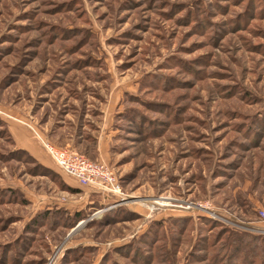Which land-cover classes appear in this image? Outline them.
<instances>
[{
    "label": "rangeland",
    "instance_id": "1",
    "mask_svg": "<svg viewBox=\"0 0 264 264\" xmlns=\"http://www.w3.org/2000/svg\"><path fill=\"white\" fill-rule=\"evenodd\" d=\"M263 247L264 0H0V264H264Z\"/></svg>",
    "mask_w": 264,
    "mask_h": 264
},
{
    "label": "built area",
    "instance_id": "2",
    "mask_svg": "<svg viewBox=\"0 0 264 264\" xmlns=\"http://www.w3.org/2000/svg\"><path fill=\"white\" fill-rule=\"evenodd\" d=\"M56 164L68 175L74 177L80 186L89 187L108 196L121 194V186L113 171L105 164L92 162L68 149H59L44 144Z\"/></svg>",
    "mask_w": 264,
    "mask_h": 264
},
{
    "label": "trees",
    "instance_id": "3",
    "mask_svg": "<svg viewBox=\"0 0 264 264\" xmlns=\"http://www.w3.org/2000/svg\"><path fill=\"white\" fill-rule=\"evenodd\" d=\"M34 159V158H33ZM63 187L64 188H66L67 190H69V191H73V192H75V191H78L77 189H75V188H72V187H69V186H66L65 184H63ZM76 218H77V220H80V219H82V214L81 213H76ZM226 231L228 232V233H230L231 235H233L232 237H234L235 236V234L233 233V232H231V230H229L228 228H226ZM230 239L228 238L226 241H224L223 243H222V245H221V250L223 249H225L229 244H230ZM234 248H236V246H234ZM234 248H231V251L234 249ZM264 248V247H263ZM227 261V260H226ZM228 262V261H227ZM226 262V263H227Z\"/></svg>",
    "mask_w": 264,
    "mask_h": 264
},
{
    "label": "crops",
    "instance_id": "4",
    "mask_svg": "<svg viewBox=\"0 0 264 264\" xmlns=\"http://www.w3.org/2000/svg\"><path fill=\"white\" fill-rule=\"evenodd\" d=\"M28 146L30 147V149H28V148L27 149L31 153V155H37L38 154V149L36 147H34L32 144H28ZM42 161H43V159H42ZM70 181H72V182L74 181V182H76V184L78 186H80L78 181L72 176L70 177Z\"/></svg>",
    "mask_w": 264,
    "mask_h": 264
},
{
    "label": "bare ground",
    "instance_id": "5",
    "mask_svg": "<svg viewBox=\"0 0 264 264\" xmlns=\"http://www.w3.org/2000/svg\"><path fill=\"white\" fill-rule=\"evenodd\" d=\"M159 203H163V204H166V202H160V201H158V203H157V204H159Z\"/></svg>",
    "mask_w": 264,
    "mask_h": 264
}]
</instances>
